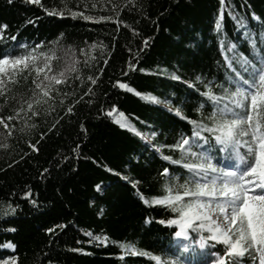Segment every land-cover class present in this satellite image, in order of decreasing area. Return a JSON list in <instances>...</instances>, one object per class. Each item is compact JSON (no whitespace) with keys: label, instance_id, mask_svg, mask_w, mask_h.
Masks as SVG:
<instances>
[{"label":"trees","instance_id":"trees-1","mask_svg":"<svg viewBox=\"0 0 264 264\" xmlns=\"http://www.w3.org/2000/svg\"><path fill=\"white\" fill-rule=\"evenodd\" d=\"M93 3L96 8L91 7ZM112 3L118 6V17L106 0H40V4L0 0V24L8 26L0 36V52L24 54L43 41L39 51L52 55L48 49H68L71 45L79 69L67 81L53 82L55 91L41 106L38 117L20 113L19 119L9 122L14 126L13 135L7 139L0 136V144H7L0 147V261L15 256V264H169L170 259L205 264L213 251L221 255L226 251L222 242L210 240L202 230L188 229L187 238H177L176 225L159 221L176 219L178 213H173L168 203L154 202L153 197L183 192L178 185L191 179L182 164L196 162L194 158L189 156L180 165H173L162 155L180 158V149L168 146L191 136L189 119L211 124L212 104L200 93L207 90L206 83L217 94L221 85L228 86L226 75L232 73L225 61L232 52L227 45L234 44L239 52L255 59L248 43L252 39L256 52L264 55V37L260 35L264 32V0H225L224 7L220 0H133L132 6L124 7H120L123 0ZM65 4L73 11L112 15L113 19L86 21L45 11H60ZM217 17L221 20L219 33ZM240 18L243 24L237 23ZM29 20L33 23H27ZM121 20L124 23H119ZM94 42L107 50L89 49ZM19 44L26 48H19ZM42 62L38 57L36 64L42 66ZM49 63L59 71L67 61L63 52L57 51ZM128 63L137 67L122 76L121 69L127 70ZM89 75L97 80L95 85L88 80ZM172 75L181 79L174 80ZM3 78L8 90L0 95V117L14 115L18 107L27 112L23 101L32 95L33 80L40 82L43 73L38 74L33 66L18 72L16 81ZM117 80L164 103L145 101L120 89L114 86ZM73 100L77 102L73 104ZM69 104L71 113L67 111ZM113 106L116 112L109 117L107 111ZM171 109L179 110L180 115ZM120 112L142 136L116 123ZM0 133H4L2 125ZM203 135L211 139V134ZM192 150L199 149L192 146ZM241 151L245 152L242 147ZM212 156L218 165L235 164L234 158L218 150ZM164 167L169 168L167 176L162 174ZM29 189V197L23 198ZM141 196L149 201L147 205ZM29 199L37 201L38 207ZM9 204L15 212L8 209ZM59 224L65 228H54L55 235L45 231ZM88 232L100 240L89 243ZM201 237L208 243L203 249L193 242ZM6 244L14 247L8 249ZM239 264L259 261L246 254Z\"/></svg>","mask_w":264,"mask_h":264},{"label":"snow or ice","instance_id":"snow-or-ice-1","mask_svg":"<svg viewBox=\"0 0 264 264\" xmlns=\"http://www.w3.org/2000/svg\"><path fill=\"white\" fill-rule=\"evenodd\" d=\"M9 4L13 0H7ZM29 3L40 4V0H28ZM79 2V0H78ZM111 4V11L115 16L120 13L117 10V4L112 3V0H106ZM133 0H123L120 7L132 6ZM221 7L225 6V0H220ZM88 5L85 4V8ZM92 8H96L97 4L93 3ZM49 15H70L73 18H81L83 20L109 21L113 19L112 15H88L84 11H73L65 4V8L57 11L56 9H45ZM259 19V17H254ZM243 18H240L237 23L243 24ZM27 23H33L29 20ZM119 23H124L122 20ZM216 29L219 33L221 28V20L216 19ZM6 24H0V36L3 35L4 29H7ZM135 34V30H134ZM264 37V32L260 33ZM59 36H63L60 33ZM59 36L57 40H59ZM13 41L16 40L12 36ZM41 41L36 44L34 48L27 49L24 54L13 55L10 51L0 52V95L7 92L5 87V80L3 77H9L13 81L18 79V72L22 70H31L35 66L36 72L43 73V79L40 82L33 80L35 88L28 100L23 101L27 104L28 111L22 107L15 109L12 116L0 117V125L3 126L4 133H0L7 139L8 136L13 135L14 126L10 125V121L20 118V113L24 112L27 116L30 112L32 117H38L41 114L40 108L46 105L51 99L50 93L55 91L54 84H61L67 81L69 75L73 72L78 73L79 69L76 67L77 61L75 59L74 50L69 45L68 49L53 47L48 49L52 55L46 54L44 51H39ZM50 44L53 42H49ZM248 43L252 45L253 56L250 58L242 52H239L234 44H228L227 48L232 52L230 57L226 58L227 67L231 71V75H226L227 87L220 86V94L212 90L210 84L206 83L204 87L206 91L200 94L205 97L212 104V114L209 117L211 124H206L203 121L189 119V123L193 125L191 136H183V138L176 144L168 147L180 149V158L173 159L169 155H162L164 161H170L173 165H180L182 160L186 157H192L196 162H186L182 164L184 169H187L191 174V179L186 180L185 183L179 184L178 187L183 189V192H176L174 195L161 197H153L154 202L168 203L173 213H178L176 219H161L159 223L167 225H176L177 230L174 235L176 237L187 238L189 236L188 229L192 232L207 229L211 234L212 241H219L225 246L226 251L223 255L213 251L211 253L213 259L211 264H239V261L246 254L252 256L253 259H258L259 264H264V55H260L255 50L256 41L249 39ZM148 44V38H144V46ZM19 48L25 49L24 44H19ZM89 49L99 48L101 53L107 50L106 46L97 43L88 45ZM57 51L63 52V58L67 61L65 67L56 71L49 63ZM80 52H84L81 48ZM38 57L43 58L42 66L37 65ZM87 63V61H86ZM107 63V61H105ZM23 65V69L19 66ZM90 66V65H89ZM135 63H128L127 70L121 69V75L127 76L128 71L136 69ZM103 72V69H100ZM140 72H145L146 69L139 68ZM163 75V73H161ZM57 77H60L58 79ZM79 78V77H78ZM174 80H180L178 75H172ZM200 76L196 77L199 81ZM88 80L92 85L97 83L93 76L89 75ZM81 83H84L81 79ZM190 87L191 82L186 81ZM114 86L120 89H126L129 93H135L136 96L141 97L145 101H150L155 104L164 103L157 96L151 94H143L126 83L116 81ZM36 90H39L37 92ZM91 90V89H89ZM42 93V97H40ZM67 95H74L69 93ZM77 101L73 100V104ZM92 103L91 100L88 101ZM203 107V104L201 105ZM180 115L179 110L171 109ZM67 111H73L72 104H69ZM116 112L115 106L107 111V115L111 117ZM121 119L116 120L121 128H130L137 136L143 134L130 125L124 119V113L120 112ZM55 126V125H54ZM82 131L85 130L84 124L80 125ZM51 130V129H50ZM24 131V129H20ZM204 132L211 134V139L203 135ZM156 133L152 132V136ZM149 139L151 137H148ZM214 141V144L212 143ZM36 148V145H31ZM192 146H196L199 150H192ZM0 147H7V144H0ZM77 147H79L77 145ZM161 147H164L161 145ZM241 147L245 152L242 153ZM153 148L159 153L160 148L155 144ZM220 151L229 154L234 158L235 164L228 166H221L214 162L213 151ZM68 159V157H64ZM15 163V161H13ZM110 172L111 169H108ZM45 172L48 169H44ZM162 174L167 176L169 168L164 167ZM172 179L175 181L176 176L173 174ZM177 185L174 183L173 187ZM97 189L101 186L96 185ZM135 187V183H133ZM167 188V180L165 181ZM31 189L23 192V198H28ZM182 197H188L187 200ZM144 204L149 201L143 196L140 197ZM29 203L33 207H38L35 200L29 199ZM19 207V205H16ZM8 209L15 212V208L9 204ZM213 214L222 219H213ZM197 221L199 223H193ZM147 223V218L145 219ZM54 228L64 229V224L54 225L53 227L45 229L48 233H53ZM14 231L15 229H10ZM91 237L89 243L94 240H100L98 236H92L91 232L86 233ZM200 248L206 247L204 237L193 241ZM8 247H14L9 244ZM121 249L125 248L124 244L120 245ZM73 251L80 252L82 249L74 248ZM187 247L185 251H187ZM135 254V253H133ZM148 254V253H141ZM15 256H9L6 260L0 261V264H15ZM153 260L159 262L160 257L153 256ZM175 264H183V261L177 259Z\"/></svg>","mask_w":264,"mask_h":264},{"label":"rangeland","instance_id":"rangeland-1","mask_svg":"<svg viewBox=\"0 0 264 264\" xmlns=\"http://www.w3.org/2000/svg\"><path fill=\"white\" fill-rule=\"evenodd\" d=\"M242 148H243V147H242ZM245 151H246V150H245ZM221 166H228V165H221ZM182 199L187 200L188 197H182ZM213 219H222V218L217 217L215 214H213ZM202 231L206 232V233L209 235V239H210L211 234L207 232V229H203ZM177 238H179V237H177ZM199 239H200V238H198V240H199ZM210 240H211V239H210ZM205 241H206V240H205ZM206 245H208L207 241H206ZM4 247H6V248H8V249H12V247H8L7 244L4 245ZM128 249L131 250L132 247H129ZM212 259H213V257H212L211 259L205 261V264H211V260H212ZM175 261H176V260L171 259V260H169V264H175ZM183 264H188V263L183 262Z\"/></svg>","mask_w":264,"mask_h":264}]
</instances>
